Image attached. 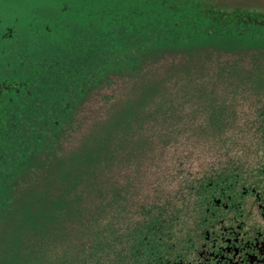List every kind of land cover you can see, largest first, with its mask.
Masks as SVG:
<instances>
[{
	"label": "rangeland",
	"instance_id": "rangeland-1",
	"mask_svg": "<svg viewBox=\"0 0 264 264\" xmlns=\"http://www.w3.org/2000/svg\"><path fill=\"white\" fill-rule=\"evenodd\" d=\"M101 15L140 29L129 68L104 59L50 121L0 125V264H148L182 248L209 178L264 162V0H0V63L33 64L55 34L98 59L84 26ZM35 17L66 27L46 36ZM150 27L165 32L145 47Z\"/></svg>",
	"mask_w": 264,
	"mask_h": 264
},
{
	"label": "trees",
	"instance_id": "trees-1",
	"mask_svg": "<svg viewBox=\"0 0 264 264\" xmlns=\"http://www.w3.org/2000/svg\"><path fill=\"white\" fill-rule=\"evenodd\" d=\"M59 3L60 2L55 3L56 11L57 10L59 11V8L61 7V3L60 4ZM66 7L67 6H64L63 4L61 9H66ZM107 14L111 15V13L109 12H107ZM99 17L101 21L104 18L106 20V24L104 23L97 24L99 20L96 19V23L90 21L89 23H87V26H84V28L87 29L88 36L91 37L90 39L85 41L86 42L85 44L89 42V44L85 45V47H87L88 51H92V53H98L99 54L98 59H95L97 58V54L96 55L94 54V56L91 55V56L82 57L80 53L83 49H80L79 52H77L76 54H72L70 52L71 49H69L71 47L68 46L70 44L69 41L71 40L72 36L71 35L68 36L65 34L62 36L59 35L60 37H58V34L57 35L55 34V36L53 37V38L56 37L55 39L59 44L61 43L62 48L59 46L56 49L50 48L46 51L39 52V54H36V56L33 57L32 62L29 61L30 63H33L31 65H27L28 64L27 61L22 60L23 58L22 56H24L23 54H25L24 51H23L24 53H21L20 50L22 49H17L18 51L16 52L15 56L8 55L7 57L9 58L3 60L1 59V63H0V115H1L0 125L1 126L8 129L7 127L8 125H14L19 123L18 117L23 115H26L27 120L24 123L26 125L34 120L32 119L33 114H35L36 119L40 117L41 121L44 120L47 121L48 119L50 121L51 119L54 118L53 116H57L55 115L57 109L58 111L64 109L62 107L63 102H64V107L66 108L68 103L65 104V99L67 98L68 95L70 96L71 94H73L74 97L75 96L77 97L80 94V92L83 93V88L86 87V83H89V81L93 76L97 75V73L100 71H104L105 68L100 67L101 64L103 63L102 60L104 59L107 58L112 59L113 62H115L116 60V63H114L115 70L129 68V64H130L129 57L133 51L129 50L130 48L121 49V45L126 44L130 39L131 40H135L136 38L138 39L139 37H136V34L140 32V29L139 31L130 34L127 33V31L133 29L132 23L129 22V23L120 24L119 21H115L116 19L110 22L102 15ZM117 19L119 18L117 17ZM0 23H3L4 26L7 25V27L10 28L11 32L14 30L12 29L13 27H11L12 25L5 23V20L0 19ZM45 23L43 20L41 19L39 20L38 17H35L32 18L31 24L28 27H34L36 25L39 26L45 25L44 26L45 29H48L46 30L48 32L44 33V35L46 36H49V31H52L54 28L61 27L62 29L66 27L65 22H63L62 18L60 17L58 19H51L50 21L47 19ZM162 30L164 29L162 28L154 29V27L152 29L150 27V29L146 31L149 32L144 35L146 37L142 38V40L144 39L143 46L147 47L148 44H151L152 46L163 34V32H165ZM176 30L177 29H175L174 32H176ZM34 35L31 34L28 36H34ZM170 35L166 36V38H168L167 40L169 41L175 40L174 39L175 37H173V35L172 36ZM10 37L13 36L10 35ZM90 43L92 44L91 46H89ZM103 43H107V44L113 43L117 48L113 46L112 47L105 46L106 48L108 47L107 52L106 51L102 52L98 48ZM29 44L30 43H28V45ZM96 49H98L99 51ZM4 52H6L5 49H3L0 52V54L2 53L4 54ZM136 52H138L139 54V51ZM141 53L142 56H146L150 54V51L144 50ZM25 57L28 58L27 55ZM137 61H139V59ZM9 65H16L17 68H20V70L19 69L17 70V74H16L17 75L16 77L20 78V80L12 81V82L6 81L9 80L11 76L9 74L7 75L8 72L7 70H5V67H9ZM93 82L94 81H92V83ZM24 92L28 93L29 99L20 97V95ZM67 99H69V97ZM27 100H30L31 102L27 103ZM14 102H16L15 106H12L13 110H10L8 106L12 105V103ZM32 105L34 107H32ZM53 125L54 124H52L51 127L57 129V125L56 126ZM34 136L36 138V135ZM26 145H29V143H25L24 147H26ZM23 151H24L23 149L19 151L20 154L17 155L18 158L23 153ZM18 162H20V159Z\"/></svg>",
	"mask_w": 264,
	"mask_h": 264
},
{
	"label": "flooded vegetation",
	"instance_id": "flooded-vegetation-1",
	"mask_svg": "<svg viewBox=\"0 0 264 264\" xmlns=\"http://www.w3.org/2000/svg\"><path fill=\"white\" fill-rule=\"evenodd\" d=\"M198 194L182 248L153 252L148 264H264V162L244 175L209 178Z\"/></svg>",
	"mask_w": 264,
	"mask_h": 264
}]
</instances>
